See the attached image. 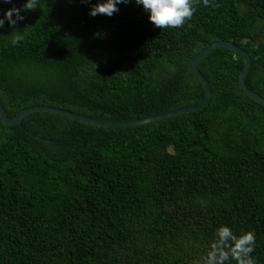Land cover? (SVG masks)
I'll return each mask as SVG.
<instances>
[{
	"label": "trees",
	"instance_id": "obj_1",
	"mask_svg": "<svg viewBox=\"0 0 264 264\" xmlns=\"http://www.w3.org/2000/svg\"><path fill=\"white\" fill-rule=\"evenodd\" d=\"M96 2L39 0L0 29L10 118L50 106L131 122L201 105L191 66L219 41L251 56L246 84L264 98V0H193L190 20L161 30L135 0L111 17L90 16ZM244 66L214 51L199 65L207 108L141 126L47 112L14 127L0 119V264H202L222 225L254 231L264 264V106L240 87Z\"/></svg>",
	"mask_w": 264,
	"mask_h": 264
},
{
	"label": "clouds",
	"instance_id": "obj_2",
	"mask_svg": "<svg viewBox=\"0 0 264 264\" xmlns=\"http://www.w3.org/2000/svg\"><path fill=\"white\" fill-rule=\"evenodd\" d=\"M129 0H97L91 6L89 15H106L111 17L119 11L118 5L127 4ZM135 3L142 6L148 13L149 22L155 27L179 28L186 21L190 20L195 8L193 0H135ZM0 4H13V0H0ZM204 6L209 5V0H203ZM39 0H23L19 7L13 5L0 13V29L7 24L15 28L18 23L25 19V14L38 8ZM10 40V44L15 47L22 42L21 32ZM256 245V234L254 231H244L240 235H235L231 228L222 225L214 233V240L206 250V254L201 258L202 264H256L253 257Z\"/></svg>",
	"mask_w": 264,
	"mask_h": 264
},
{
	"label": "water",
	"instance_id": "obj_3",
	"mask_svg": "<svg viewBox=\"0 0 264 264\" xmlns=\"http://www.w3.org/2000/svg\"><path fill=\"white\" fill-rule=\"evenodd\" d=\"M218 49H226L230 50L237 55L241 56L242 59L245 62L244 69L240 75L239 78V85L242 88V90L245 92V94L254 100L255 102L261 104L264 106V98L258 95L257 93L251 91L247 84H246V78L249 75V73L252 70L253 62L251 56L241 47L237 46L236 44L228 41H219L214 44H212L207 49L203 50L193 61L191 70L193 75L200 81V83L203 85L205 90V100L201 105L185 108L179 111L171 112L164 115H159L156 117L143 119V120H137V121H131V122H115V121H104V120H97L93 118H88L82 115L75 114L69 110L61 109V108H55L50 106H37L32 107L23 110L18 115H16L14 118H10L7 115L6 110L4 109L2 103L0 102V119L2 123L9 127L19 126L22 124L23 120L32 113L37 112H47L52 114H59L62 116L69 117L74 120H78L82 123H87L94 126H100V127H134V126H141L148 123H153L157 121H161L163 119L172 118L180 115L190 114L193 112L203 111L207 108V106L210 104L212 100V92L210 85L204 75L199 70L200 63L209 55H211L214 51Z\"/></svg>",
	"mask_w": 264,
	"mask_h": 264
}]
</instances>
